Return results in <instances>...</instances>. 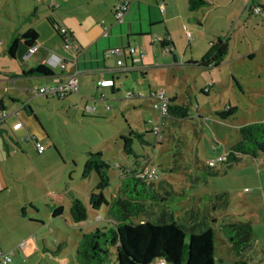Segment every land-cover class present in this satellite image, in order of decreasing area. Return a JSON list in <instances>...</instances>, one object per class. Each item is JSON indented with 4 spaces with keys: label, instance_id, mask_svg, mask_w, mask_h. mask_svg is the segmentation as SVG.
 Segmentation results:
<instances>
[{
    "label": "rangeland",
    "instance_id": "obj_1",
    "mask_svg": "<svg viewBox=\"0 0 264 264\" xmlns=\"http://www.w3.org/2000/svg\"><path fill=\"white\" fill-rule=\"evenodd\" d=\"M45 1L0 0V78L12 70L21 71L22 64L25 63L23 55L13 59L7 53L5 43L1 42L4 35H8L12 30L16 33L20 28H26L36 6L42 15L47 14L49 10ZM243 8L242 0H212L206 8L199 11L201 15L208 16L205 21V32H200L202 28L199 32H192L193 38L198 41L196 45L198 49L205 47L209 40H215L213 33L215 28H225V34H232V45L236 49L239 46L237 32H240L242 46L246 49L248 42L250 50H256V56L249 59L246 55L242 62L236 64L238 72L235 74L240 82L245 85L249 83L257 88L260 92L257 100L254 99V91L247 88L248 86L243 84L244 90L241 92L236 83H233L231 64L227 63L209 68L172 64L166 70L157 69L158 72L146 78L142 74L127 78L120 75L122 79L114 93L109 90L106 98L97 93L96 100L90 101L89 106L97 108L92 112L85 110L83 105L74 108L65 100L54 97L47 99L43 94L39 96L41 104L36 111L45 125L43 128L56 142L58 151L51 146L49 138H45L44 152L38 153L32 146L27 153L28 156L20 152L17 155L11 153L3 162V167H8L9 173L12 174L9 178L13 185H18L17 189L21 193L38 194L40 190L35 185H41L42 188L48 185L51 196L60 192L65 197L64 215L53 222L48 207L41 201L42 213L51 220L41 229L45 233L50 231V236L56 237V242H51L55 249L65 247L73 254L77 245L75 237L80 240L83 232L93 231L95 228L103 229L113 224L108 218L105 206L100 210L89 207L88 192L96 191L98 175L96 172H92L86 178L82 175L89 154L101 152L103 159L110 165V185L104 192L108 200L117 195L122 171L130 166L141 170L150 163L155 164L159 167L160 177L170 181L178 193H181L174 198L167 196L169 200L166 206L173 211L177 222L187 226L194 225L202 215L205 213L209 215L207 222L215 229L218 264H232L233 261L240 259L250 264H264V153H260L256 158L241 156L231 164L217 162L215 173L208 170L202 173L201 170L190 168L192 165L184 166L178 171L175 164L173 165V153L176 150L182 151L184 156L189 158L190 147H194L195 156L203 165H207L209 160L225 154L236 142L239 126L264 121V82H259L252 76L258 69L264 70V21L259 16H249V9ZM242 10L244 14L241 15L239 24L237 23L240 28H236L235 34L231 29L232 22L219 23L216 18L218 12L233 13L232 21L235 22L234 15ZM199 36H202V43ZM176 40L179 50L177 54L181 58L187 47V40L183 34H178ZM110 55L114 62L113 58L116 60V55ZM166 55L169 63H172V56L169 53ZM51 68L60 70L59 66ZM151 80L152 87L156 90L164 89L169 96L177 94L179 101L190 109L186 128L178 130L182 146L166 140L175 133L171 127L164 128L162 144H158L155 134L150 132L152 121L160 124V113L153 110L149 99L137 100V94H147L149 91L142 90L138 83L140 85L145 83L148 88ZM43 82L49 83V80ZM205 87L209 88L208 93L201 91ZM129 91H133L135 96L125 98ZM4 93L0 91V98L2 95L6 97ZM228 104H232L236 110L233 115L222 118L218 112L228 108ZM129 126L143 132L149 142L142 145L135 140L133 155L123 150V141L120 137L129 133ZM136 158L141 161L135 163ZM194 175L198 177L195 178ZM73 191L80 193L77 194L78 197L88 206V218L81 225L72 220L70 213L69 199ZM48 203L52 205L54 201L48 198ZM159 211L160 207L155 204L149 208L148 215L134 217L132 222L139 226L157 223ZM97 215L104 219L97 221ZM194 217L196 221L193 220ZM233 220L250 221L254 228L253 240L240 254L233 252L222 232V224ZM80 228H83V231ZM8 264L13 263L11 261Z\"/></svg>",
    "mask_w": 264,
    "mask_h": 264
},
{
    "label": "crops",
    "instance_id": "obj_2",
    "mask_svg": "<svg viewBox=\"0 0 264 264\" xmlns=\"http://www.w3.org/2000/svg\"><path fill=\"white\" fill-rule=\"evenodd\" d=\"M117 1L118 0H102V2L99 0H46L45 2L49 10L47 14L42 15L39 7L36 6L31 21L25 26L26 28H20L16 33L12 30L8 35H4V40L1 42L5 43L6 49L13 38L20 37L29 29L36 30L38 34L35 42L37 48L33 53L27 55V48L24 47V42L21 40L15 55L16 57H12L16 59L23 55L25 58V63L22 64L21 71L12 70L3 78H0V91L5 92L4 94L6 95V97L2 95L0 98V111L6 109L10 113L14 111L19 112L18 115L12 114L6 119L8 126L17 119H20L23 123L21 129L14 131L15 136H20L22 138L25 133H31L34 134L42 144L45 138H49L51 145H55L57 149H59L56 142L51 139L49 132L43 128L45 125L36 111L38 105L41 104L39 101L40 95L34 96L28 93V88L31 86L54 85V78L24 75L22 73L23 70L29 71L31 68H36L40 64H45L47 58L53 52L66 56L69 61L72 62L71 71L79 70V91L69 94L64 99L69 106L74 108L83 105L84 109L88 110V108L91 107L89 106L90 101L96 100L98 96L97 93H99L102 98L107 97L109 90L114 93L117 90V85L122 79L120 75L127 78L128 76L133 77L135 74H142L146 78L158 72L157 69L159 71L166 70L167 67L172 64L183 67L198 66L191 62H198L204 59L205 56H208L219 39L226 40L227 43V54L219 66L225 63L231 64V77L234 79L233 83H236L241 92L244 90L245 84L240 82L238 76L235 74L238 72L236 70V64L242 62L246 55H248L249 59H253L256 56V50H250L248 42L247 48L244 49L240 32H237L239 34V46L236 49L232 45L233 35L225 34V28H215L213 30L215 40H209V43L205 44V47L202 49L196 47L198 43L197 39L193 38L192 40H188L186 36L184 26L191 32H199L201 28L200 32H205V21H207L208 16L201 15L199 11L206 8L208 5L192 11L189 9L188 0H130L124 22L118 23L114 15ZM207 1L211 3L212 0ZM242 1L244 2L243 10L249 9V16H259L261 20L264 21V16L262 14H256L253 11L254 7L258 5L262 6L264 11V0ZM53 2H58L59 6L53 7ZM161 4L164 5L163 11L160 9ZM243 10L234 15L235 22L232 21L233 13L226 14L218 12L216 18L219 23L222 21L224 24H227L229 21L232 22L233 25L231 29L235 34V30L239 24L238 21L241 15L244 14ZM50 18L51 21L49 20ZM62 26L68 29L70 37L74 42L78 43L79 48L77 50L73 48L69 50L64 49L63 37L57 29ZM106 27H108L109 30V35L107 36L104 35V29ZM239 28L240 27H238V29ZM178 34H183L187 40V47L184 49L181 58H179L177 54L179 51L177 48L178 42L176 40ZM154 35L164 37L166 39L164 45L170 47L172 50L166 51L163 46H161L162 43L160 45L154 42ZM199 37L200 39L202 38V36ZM199 41L202 43V39ZM251 41L253 46V40ZM120 46H131L136 49L133 55L134 58H136V67L131 71L119 69L115 62L120 57L116 55V60L113 58V62L112 58H110L111 55L108 54L110 48ZM137 52H143L144 56L139 59L137 57ZM166 53L172 56V63H169V58ZM128 54L129 53H127V55ZM121 58L124 57L121 56ZM128 60L129 63H131V59L128 58ZM52 70L55 73L54 76L64 75L61 68L59 71L55 69ZM252 76L259 80V82H264V70L258 69L256 73H252ZM106 78H114L116 82L115 85L113 87L97 86L98 80ZM46 79L49 80V83L43 82V80L46 81ZM134 79L137 80L135 77ZM250 82L254 83V81ZM150 83L151 84H148V88L145 86V83L142 85L138 83L142 90L149 91L147 94H141L144 95V97H147L146 95L156 90V88L152 87V80ZM245 86H248L247 88L254 91V99L257 100L260 94L257 88L251 86L249 83ZM174 96H176L178 102H180L177 94L170 95V97ZM45 97L47 99L50 98L47 96ZM144 99L145 98L138 97L137 100L142 101ZM23 103H26L27 106L20 109ZM229 106L232 107V104H228V107ZM152 124L157 125L158 123L152 121ZM151 129L152 127L150 130ZM10 145L11 152L7 154L3 140L0 138V250L6 252L15 249V258L12 259L13 264H76V251L70 254V250L65 247L55 249L51 242H56V237L53 238V236H50V231L49 233H45L44 230L41 229L48 224V222H51V220L47 218V215L42 213L41 201L43 205L47 207L48 205L54 208L59 206L63 207L62 214L56 217L53 215V210L48 207L53 222L55 219L61 218L62 215H64L66 205L65 197L60 192L51 196L50 192H48V185L46 188H42L41 185H35V187L40 190L38 194L30 195L28 192H19L17 189L18 185H13L9 178L12 174L9 173L7 166L5 168L3 167V162L11 153L17 155L20 152L28 156L27 153H29L30 147H35V145L32 142H26L22 144L21 148L17 149L13 143H10ZM138 161L141 160L136 158L135 163ZM93 191L94 190H90L88 192L87 199ZM72 193L74 196H70L69 208L72 199L75 196L78 197L77 194H80L77 191H73ZM48 198H51L54 204L50 205L48 203ZM83 223L84 222L76 224L81 225ZM78 240L79 238L75 237L76 244L79 242ZM23 242H25L24 245L20 246Z\"/></svg>",
    "mask_w": 264,
    "mask_h": 264
},
{
    "label": "trees",
    "instance_id": "obj_3",
    "mask_svg": "<svg viewBox=\"0 0 264 264\" xmlns=\"http://www.w3.org/2000/svg\"><path fill=\"white\" fill-rule=\"evenodd\" d=\"M208 4L207 0H188L189 9L192 11ZM52 6L58 7L59 3L53 2ZM49 20L51 21V18ZM37 37L36 30L29 29L20 37L13 38L6 51L11 57H16L21 40L27 46L25 48L28 49L35 46ZM164 43H162L163 47L166 46ZM226 54V40L219 39L208 56L198 62L191 63L201 67H217L222 63ZM22 73L45 77H54L55 75L53 70L45 64H40L29 71L23 70ZM205 88L201 91L208 93ZM137 96L150 100L148 96L142 97L139 94ZM47 97H54L58 100L66 98ZM169 102L164 128L171 127L175 133L171 135L169 133L170 137H167L166 140L179 143L182 146L178 130L182 131L188 124L186 119L189 117L190 109L187 105L178 102L176 96L170 97ZM21 105L27 106L26 103ZM235 110V107L229 106L223 111H219L218 114L222 118H227L233 115ZM129 128V133L122 134L120 137L123 141V150L129 155H133L135 154L133 147L135 140L142 145L149 144V142L145 139L143 132L130 126ZM237 131V140L228 149L227 160L222 162L224 164H231L241 156L256 158L260 153H264V121L241 125ZM150 132L154 134L152 130ZM0 138L3 140L7 154L11 152L10 143H13L17 149L27 142L15 136L14 130L11 125L8 126L6 120L0 122ZM51 146L58 151L55 145ZM190 152L189 158H186L182 151L176 150L173 153V165L175 164L178 171L184 166L192 165L190 168L201 170L202 173L207 170L215 173L216 166L203 165L202 161L195 156L194 147H190ZM109 169L110 165L103 159L101 152L90 153L84 163L82 174L84 178L92 172H96L99 177L96 191H93L88 198L89 207L100 210L105 206L108 218L113 224L103 229L95 228L93 231L83 232L82 238L76 246V264H154L159 260H164L168 264H218L215 229L207 222L209 215L205 213L198 221L194 217L193 220L196 221L194 225L187 226L177 222L174 219L173 211L169 210L166 204L169 200L168 197L174 198L181 193H178L170 181L160 177L159 167L158 176L155 179L138 176V170L133 166L122 171L117 195L113 196L111 200H108L104 194L110 185ZM194 177L198 176L194 175ZM155 204L160 207L158 212L160 217L157 223L139 226L132 222L134 217L141 214L148 215L149 208ZM48 207L53 210L55 217L60 216L63 212L62 206L54 208L48 205ZM70 213L75 223L84 222L88 218V206L82 199L75 196L71 201ZM82 229L80 228L81 231H83ZM222 232L235 254L242 253L254 238V228L250 221H226L222 224ZM232 264L250 263L240 259L233 261Z\"/></svg>",
    "mask_w": 264,
    "mask_h": 264
},
{
    "label": "built area",
    "instance_id": "obj_4",
    "mask_svg": "<svg viewBox=\"0 0 264 264\" xmlns=\"http://www.w3.org/2000/svg\"><path fill=\"white\" fill-rule=\"evenodd\" d=\"M130 5V0H118L114 9V14L116 18V22L122 23L125 20V14L128 11ZM160 9L163 11L164 10V5H160ZM254 13L256 14H262L264 16V11L262 9V6L258 5L254 7L253 9ZM60 34L63 37V45L65 50H69L70 48L73 49H78L79 45L78 43L74 42L73 39L70 37L68 34V29L64 26L58 27L57 28ZM186 36L188 37V40L193 39L192 32L187 29V27L184 26ZM104 35H109V30L108 27L104 29ZM166 39L164 37H159L157 35H154V42L158 43L161 45V43H164ZM163 46V45H161ZM37 46H32L28 48L27 50V55L33 53L36 50ZM166 51H171L172 49L170 47H163ZM136 52L135 47L131 46H120V47H114L110 48L108 51V54H115L118 55L120 58L117 59L116 64L119 69H122L124 71H131L136 67L134 54ZM127 53H129L127 55ZM138 58H142L144 56L143 52H140L137 54ZM123 56L124 58H121ZM128 58L131 59V63H129ZM45 65L49 67H57L59 66L64 75L59 76L56 75L54 76V85H37L34 87H31L28 89L29 93L35 95H45V96H55L59 98H65L71 93H76L79 91V83H78V73L79 70L76 71H71V65L72 62L69 61V59L61 54L58 53H51V55L47 58ZM70 71V72H68ZM66 73V74H65ZM115 79L114 78H106V79H101L97 81V86L99 87H108L111 86L113 87L115 85ZM211 85V84H210ZM209 91V88H205V91ZM133 91H129L125 94V98H132L134 96ZM140 95V94H139ZM144 97V95H140ZM150 98L152 108L153 110H158L160 113V124L153 125L152 126V131L155 134L156 140L158 142L162 141L164 138V123H165V117L169 111V100L170 96L167 95L166 91L164 89H158L150 94L146 95ZM24 105L20 106V109H22ZM88 110L94 111L96 110V106H91L88 108ZM18 111H14L13 113H10L6 110L0 111V122L5 121L9 116L12 114L18 115ZM23 127V123L20 119H17L11 124V128L14 131H17ZM22 140L27 141V142H32L34 143L35 147L37 148L38 152H43L46 149V146L42 144L34 134L31 133H25V135L22 137ZM227 160V153L223 155H219L216 159H212L208 161L209 166H216L217 162H224ZM138 176L143 177V178H151L155 179L158 176V167L155 164H148L146 165L143 169L138 170ZM102 218L100 215L96 216L97 221H101ZM22 244V243H21ZM21 246V245H20ZM15 254V249L9 250V251H2L0 250V264H8L12 261L13 256ZM154 264H168L164 260H159Z\"/></svg>",
    "mask_w": 264,
    "mask_h": 264
},
{
    "label": "water",
    "instance_id": "obj_5",
    "mask_svg": "<svg viewBox=\"0 0 264 264\" xmlns=\"http://www.w3.org/2000/svg\"><path fill=\"white\" fill-rule=\"evenodd\" d=\"M24 47H27V46L24 44ZM71 196H72V197L74 196L73 193H71Z\"/></svg>",
    "mask_w": 264,
    "mask_h": 264
},
{
    "label": "clouds",
    "instance_id": "obj_6",
    "mask_svg": "<svg viewBox=\"0 0 264 264\" xmlns=\"http://www.w3.org/2000/svg\"><path fill=\"white\" fill-rule=\"evenodd\" d=\"M152 130V129H151ZM156 138V137H155ZM161 142V141H160ZM157 143H159L158 141H157Z\"/></svg>",
    "mask_w": 264,
    "mask_h": 264
}]
</instances>
